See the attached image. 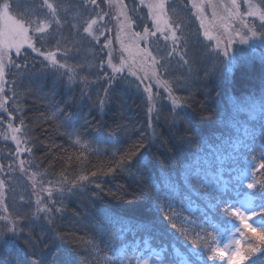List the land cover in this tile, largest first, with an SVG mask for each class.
<instances>
[{"label":"trees","instance_id":"obj_1","mask_svg":"<svg viewBox=\"0 0 264 264\" xmlns=\"http://www.w3.org/2000/svg\"><path fill=\"white\" fill-rule=\"evenodd\" d=\"M255 1L261 3V0ZM48 2L59 6L57 16L59 38L62 41L66 40L68 48L71 49L78 39L77 28L89 20L92 8L89 6L86 12L82 6V0H48ZM123 2L128 5V15L135 21L132 26L135 32L142 33L144 27L154 30L150 12L139 3V0H123ZM98 3L100 8L109 12L106 0H98ZM16 5L27 10L34 24L45 19L51 20L45 0H16ZM132 7L136 9L135 14L131 11ZM12 14L16 15V12L13 11ZM166 17L170 24L174 22V27L181 30L177 31V35L187 41L186 47L198 60L199 71L195 76H185L182 66L177 65L173 59L170 65L171 75L164 74L162 77L165 81L173 77L185 79L184 87L189 90L176 92L175 95L194 97L195 102H189L194 113L191 119L195 132L189 131L183 120L176 121V126L171 127L173 115L169 111L170 102L166 98V93L153 86L156 99L146 104V95L142 94V88L136 87V77L127 73L124 74L127 76L126 80H121L110 89L111 110L105 109L102 122L97 123L101 117L94 109L89 112L90 104L86 99L79 104H66L65 101L70 94L66 88L60 89L53 96L55 77L51 71H44V66L40 62L41 58L31 49L25 47L22 50L27 59L12 56L16 64H27V68L21 70L9 68L6 75L9 90L6 96L12 95V89L19 94L15 98V105L22 109L26 124L31 129L30 138L35 143L32 145L33 152L30 155H23V159L31 160L34 166L28 168L25 174L15 171V174L10 177L4 176L6 180L12 181V184L5 188V203L9 205V211L13 207L22 211L30 210L25 207V203L34 201L35 196L30 194L32 188L26 174H35L32 176L38 181L42 176L45 180L55 181L63 172L71 179V175L79 174L81 169L85 171V174L96 172L102 167L106 169L109 162L114 163L113 156L118 159L124 152L134 151L133 145H143L140 149L141 156H144L145 161L150 160L153 167L159 160L171 174L183 169L199 168L208 183L212 182L220 168L232 166V159L241 153L245 143L254 144L251 150L252 155L261 152V144H264L263 46L255 48L249 44L236 43L233 46L235 64L231 70L227 57H223L222 52H217L204 36L202 23L188 0L167 1ZM91 18L95 19V16ZM104 22L107 28L100 36L99 45L94 47L85 43L82 45L86 50L85 58L82 60L76 57L69 60V63L73 65H79L85 61L89 64L87 71L79 73L78 80L86 76L90 83L88 85L80 83L79 86L74 85L72 88L71 95L77 100L81 99L82 89L93 100H103L105 97L103 89L108 86L102 82V79L98 81L95 75L97 71L95 65L101 58L99 47L105 45V37L110 39L111 35L110 16H104ZM256 23L259 24V22ZM29 35L33 34L29 32ZM49 39L46 38L44 47H54ZM166 43L161 37L150 45L155 49L153 55H156L157 59L163 54ZM37 46H41L39 42ZM141 46L145 47L143 43ZM103 58L107 59L106 54ZM241 58L245 60L242 64ZM51 103L64 106L69 117L66 127H77L84 131L80 144L73 146L67 135L68 129L60 126L62 121L51 119ZM13 106V101L9 100V110ZM149 106L153 109L151 126H149V117L146 115ZM19 114V112L13 113L14 116ZM2 117L7 123V113L2 114ZM88 117L92 122L91 126L84 122ZM15 124L18 126V119ZM75 139L76 137H71V141ZM94 140L99 142H93ZM2 148H6L7 152H14V146L10 142H2ZM3 163H7L5 156H3ZM240 166L245 167L246 172L252 165L249 160H245L241 161ZM243 179H247V176H243L242 181ZM96 183L103 188L100 199L88 203L85 198L84 204L70 200L65 202L64 218L59 220L55 229L57 235L66 238L78 237L77 242L82 244L81 254L88 258L89 264H109L110 260L115 259L117 255L121 259L130 260L132 264H135L136 260L142 263L145 255L155 252L159 253L164 264H182V257L186 255V250L175 241L137 230L132 223L102 220L98 216L92 219L97 210L103 209L107 210L111 217L128 221L139 216L145 207L144 201L127 203L133 200V195L138 196L139 193L136 185L126 177L113 179L111 176H101ZM118 186L126 188L127 192H118ZM246 191L241 182L238 191L232 193L237 207L246 198ZM113 194L123 199L114 198ZM161 203L163 205V202ZM259 203L261 201L257 198L254 204ZM176 210L179 211V209ZM154 215L159 217L163 227L167 229V222L163 220L159 212H155ZM213 224L216 228L206 226L207 230L209 234L214 233L217 240L220 237L222 242L233 227L241 226L238 220L226 217L214 220ZM51 235L49 229L44 243L51 239ZM217 240L216 243H218ZM93 245H99V248ZM57 247L54 244L43 249L41 245L44 259L50 260L54 255L58 256ZM117 248L123 251L116 253ZM20 259L15 251L7 254L0 253V264H17Z\"/></svg>","mask_w":264,"mask_h":264},{"label":"snow or ice","instance_id":"obj_2","mask_svg":"<svg viewBox=\"0 0 264 264\" xmlns=\"http://www.w3.org/2000/svg\"><path fill=\"white\" fill-rule=\"evenodd\" d=\"M139 3L149 9L154 30L144 27L142 33L132 31L135 21L132 16L128 15V5L124 4L123 0H119L118 4L109 0L107 7L114 9L115 13L105 12L103 8H100L98 0H82L84 10L87 12L88 7L91 6L92 12L89 20L77 28L76 37L78 39L69 49L67 41H62L59 38L58 5L45 0V6L49 10L51 20L45 19L34 24L28 16L27 10L16 5V0H2L0 2V17L3 18L4 29V44L0 46V111L7 113L8 117L6 124L3 117H0V126L7 129V135L4 136V139H10L14 142V152L9 153L6 157L12 162H0V253L7 254L15 251L16 256L21 258L17 264H89L88 258L81 254L82 244L77 242L79 238L76 236L66 238L57 235L55 229L59 220L64 218L66 201L84 204L85 198L88 203L100 199L103 188L99 183H96V180L101 176H111L113 179L126 177L136 185L139 195H133V200L127 203L144 201L143 212L139 216L125 221L123 218L111 217L107 210L100 209L91 217L92 219H96L98 216L102 220L132 223L137 230L175 241L186 250V255L182 257V264H217V262L219 264H245V262L247 264H264V219L260 221L258 228L254 227L253 223H249L253 217H264V144H261L260 153L252 155L251 150L254 144L245 143L241 153L232 159V166L220 168L211 183L204 179L199 168L183 169L171 174L163 162L159 160L153 167L150 160L145 161L144 156H141L140 149L143 145H133L134 151H126L118 159L113 156L114 163L109 162L106 169L102 167L96 172L87 174L81 169L79 174L71 175L69 173L71 179L61 172L55 181L45 180L42 176L41 180L37 182L38 186L34 185L31 189L30 194L35 196L34 201L30 200L25 203V207L30 209L29 211H22L16 207L9 211V205L5 203L4 189L7 185H11L12 181L11 179L6 180L4 176L14 175L17 169L27 172L28 168L34 166L31 160L21 159V156L30 155L33 152L32 145L35 141L30 138L31 129L26 124L22 109L15 105V98L19 94L15 89H12L11 96L4 95L7 84L5 76L9 68L17 70L27 68V64L18 65L12 59L13 55L27 59L26 54L22 51L25 47L31 49L41 58L40 62L44 66V71L53 73L55 77L53 96L60 89L66 88L70 93L65 101L66 104H79L86 99L90 104L89 112L94 109L97 115L101 117L97 123L102 122L105 109L111 110L112 92L110 89L119 84L121 80H126L127 76L124 74L127 73L136 77V87L137 89L142 88V94L146 95V104H150L156 99L152 92L153 81L166 88V98L170 102L169 111L173 115L171 127L176 126V121L183 120L188 130L195 132L191 119L194 115L191 109V103L195 102L194 97H177L175 95L176 92L189 90L184 87L185 79L173 77L165 81L162 77L164 74L171 75L170 65L173 59L177 65L182 66L185 76H195L199 71L198 60L186 47L187 41L182 36L177 35V31L181 30L174 27V22L170 24L163 21L164 26H161L165 11L163 0L158 4H145V0H139ZM191 7L197 9L198 12L201 10V6L195 0H193ZM230 7L232 11L229 18L237 17L241 28L250 32L251 36L233 28L229 35L224 38V44L221 45V37H212L208 31L204 32L205 37L210 40L215 39L214 49L217 52L222 51L223 57L227 58L233 56L229 48L234 43V36L239 37L240 42L245 44L258 34L264 36V31L258 32L259 29H264V0H261L259 4L248 0L247 10L244 13L238 11L240 5L237 0H231ZM13 11L16 12V15L12 14ZM131 11L135 14V7H132ZM114 14L116 15V22L119 24V32L132 41V46L139 53L140 59L148 62L147 68L151 71L142 68L134 60L129 59L133 53L125 45L124 39L120 40L119 63H113L112 42L105 37L106 44L99 47L101 58L95 65L97 69L95 75L98 81L102 79V82L108 86L103 89L105 97L103 100H93L82 89L81 99L77 100L71 95V91L74 85L79 86L80 83L88 85L90 83L86 76L78 80L79 73L87 71L89 64L85 61L82 64L73 65L69 63V60L76 57L82 60L85 58L86 50L82 47L83 44L86 43L94 47L99 45L100 36L104 34V30L107 28L104 16ZM91 16H95V19H92ZM137 18H139L138 15ZM257 20L259 24L256 23ZM94 25L96 26L95 29L93 28ZM29 32L33 35H29ZM169 33L171 34L170 37ZM161 37L167 43L163 54L157 59V56L153 55L155 49L150 45L157 42ZM46 38H50L49 42L53 43L54 47H44ZM37 42L41 46L38 47ZM141 43L145 47L141 48ZM104 54H106L107 59L103 58ZM244 62V58H241L240 63ZM9 100H12L14 104L11 110L8 107ZM50 108L52 109L51 119L62 121L60 126L68 129L67 135L73 146L80 144L84 131L77 127H66V121L69 117L64 106H56L51 103ZM14 112L20 114L14 116ZM146 115L149 117V126H151L153 119L151 106L147 108ZM17 119L19 121L18 126L15 124ZM84 122L91 126L92 122L89 117ZM71 137H76L75 141H71ZM93 142L99 141L94 140ZM137 157L140 158L137 159ZM245 160H249L252 165L246 172L245 167L240 166L241 161ZM245 175L247 179L242 181V177ZM241 182H243V187L247 189L245 194L253 202L257 198L261 201L259 204H254V207L249 211H241L236 206L232 195L233 192L238 191ZM118 192L126 193L127 189L118 186ZM113 196L123 199L115 194ZM157 211L167 222V229L163 227L159 217L154 215ZM221 217L238 220L242 225L236 229L238 233H242L241 239L234 240L227 251L216 243V235L214 233L209 234L206 227L216 228L213 221L221 220ZM42 225H46V227H42ZM49 229L52 233L51 239L44 243ZM54 244L58 246L59 255H54L52 259L45 260L41 245L43 249H47ZM93 246L99 248V245ZM121 251H123L121 248L115 249L116 253ZM109 264H132V262L121 259L117 255L115 259L110 260ZM135 264H141V261L136 260ZM143 264H148V261L143 260Z\"/></svg>","mask_w":264,"mask_h":264},{"label":"rangeland","instance_id":"obj_3","mask_svg":"<svg viewBox=\"0 0 264 264\" xmlns=\"http://www.w3.org/2000/svg\"><path fill=\"white\" fill-rule=\"evenodd\" d=\"M107 4L109 3V0H106ZM169 0H163L164 4H165V11L164 14L162 16V27L163 25V21H168L167 17H166V3ZM189 3L192 5L193 0H188ZM112 3H119V0H111ZM161 0H145V4L147 3H160ZM195 2L201 6V10L200 12H198L197 9L193 8L195 13L197 14L198 18L200 19L202 26H203V30L208 31L209 35L212 37H221V45L224 44V38L227 37L229 35V33L231 32V30L233 28H235L236 30H240L242 32H244L245 34H247L248 36H251V33L248 32L246 29H242L241 25L239 23V19L235 16L230 17V12L231 10V0H195ZM253 3H257L255 0H252ZM124 3V2H123ZM237 3L240 5L238 11L240 13H244L247 10V3L248 0H237ZM259 4V3H257ZM148 9V8H147ZM149 11V9H148ZM109 12H114V9H110L109 8ZM150 12V11H149ZM256 22H259L258 20ZM93 28L95 29V25L93 26ZM132 31H134L133 27H132ZM135 32V31H134ZM110 40H111V48H112V54H113V63L118 64L119 63V58H120V40L124 39L125 41V45L128 46L130 48V50L132 51L133 55L129 58L130 60H134L136 62L137 65L141 66L142 68H145L148 71H151V69L147 68V63L146 61H142L140 59V55L139 53L136 52L135 48L132 46V41L130 39L127 38L126 35H123L119 32V24L118 22H116V15H112L110 16ZM234 36V33H233ZM208 38V37H207ZM208 40L211 42V44L214 46L215 45V39L210 40L208 38ZM238 43L240 44V40L239 37H235L234 36V43L231 45V47L229 48V51L232 53L233 55V46ZM4 44V29H3V18L0 17V46H3ZM247 45L249 44L250 46H253L255 48H259L260 46H263L264 48V37L263 36H259V34L256 37H253L251 39H249L248 43H246ZM141 48H143L140 45ZM222 52V51H221ZM125 55H127V53H125ZM229 61V67L231 70H233V66H234V55L231 58H227ZM5 80H6V76H5ZM153 86L158 87L160 89H162L165 93H167V89L162 87L161 84L156 83L155 81L152 82ZM7 90H9L8 88V84L5 85V93L4 95H6ZM152 92H153V87H152ZM5 112L0 111V117H2V114L4 115ZM6 114V113H5ZM6 124V122H5ZM7 135V129L4 126H0V162H3V156L7 157L9 155V153L11 152H7L5 151V149L2 148V142L7 141L10 142L11 144H13L14 146V142L9 140H5L4 136ZM21 159H23V156H21ZM7 163H11V160L6 159ZM16 172H20L22 174H25V171H21V170H16ZM27 179L29 181V184L31 186V188H33L34 185L38 186L39 182L34 176L30 175V174H26ZM5 191L6 189H4V197H5ZM55 198V197H54ZM254 207V202L248 197L246 196V198H244L240 204V206H238V208L241 209V211H249ZM257 211H259V209H257ZM261 216H256L253 217L251 220H249V223H253L254 227L259 226L260 221H261ZM242 227V225L240 226ZM239 228L238 226H235L232 228L230 234L226 237L225 241H221L220 237L218 238V243L220 244L221 247L225 248V250L227 251L228 248L232 245V243L234 242V240H239L241 239L242 233H238L236 231V229ZM221 236V234H220ZM159 253L155 252L151 255H145L143 260H147L148 264H164L162 257L160 255H158ZM143 264V261L142 263Z\"/></svg>","mask_w":264,"mask_h":264}]
</instances>
